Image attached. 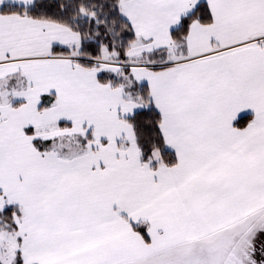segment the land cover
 Wrapping results in <instances>:
<instances>
[{
  "label": "snow or ice",
  "instance_id": "1",
  "mask_svg": "<svg viewBox=\"0 0 264 264\" xmlns=\"http://www.w3.org/2000/svg\"><path fill=\"white\" fill-rule=\"evenodd\" d=\"M0 264H264V0H0Z\"/></svg>",
  "mask_w": 264,
  "mask_h": 264
}]
</instances>
